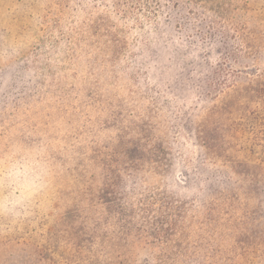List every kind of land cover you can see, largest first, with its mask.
<instances>
[{
	"label": "rangeland",
	"instance_id": "1",
	"mask_svg": "<svg viewBox=\"0 0 264 264\" xmlns=\"http://www.w3.org/2000/svg\"><path fill=\"white\" fill-rule=\"evenodd\" d=\"M85 13L116 54L71 59L66 32ZM155 15L160 30L131 54L130 27L135 33ZM263 71L264 0H0V264L49 263L48 241L67 238L54 234V216L78 233L93 220L96 239L111 248L117 238L124 253L137 190L177 197L184 235L191 225L190 264H211L214 243L239 256L245 238L264 246V167L235 124ZM138 102L173 157L168 173L147 163L139 183L130 179L126 148L108 146L119 126L138 119ZM90 140L101 145L97 155ZM59 142L83 144L87 171L78 185L65 167L47 168L50 150L70 153L55 150ZM256 260L264 264V255Z\"/></svg>",
	"mask_w": 264,
	"mask_h": 264
},
{
	"label": "trees",
	"instance_id": "2",
	"mask_svg": "<svg viewBox=\"0 0 264 264\" xmlns=\"http://www.w3.org/2000/svg\"><path fill=\"white\" fill-rule=\"evenodd\" d=\"M160 4L157 5L158 8H160ZM157 16L153 17L155 20L146 24L150 26L148 30L145 29V25L136 29L134 33L135 27H130V35L133 37L130 41L131 54L133 53L132 50L135 49L141 53L144 49V46H142L143 42L148 34L157 32L161 21L156 20ZM91 18L92 16L87 13L77 16V26L73 30L70 29L66 32V42L73 41L72 44H69L72 60H92L94 62L99 53L102 59L105 58L108 48L112 54H116L120 50L109 39H104L105 43L103 45L100 44L102 42V33L98 26H94V23L91 24ZM160 33L159 31L158 34ZM94 50H96L97 55H94ZM153 55L154 53L150 57H153ZM254 79V84L247 91V98L252 100V106L243 114L245 116L240 117L235 124L237 130L244 133L247 138H245V146V142H243L244 149L251 153H257L259 156L258 161L264 167V71ZM139 106L140 102L133 105L135 110ZM131 115L138 119H131L132 121L130 120V124H127V126H119L117 129L120 131L118 134L121 136L118 137L117 141L110 142L108 146L113 147V152L117 153H121L126 148L127 155L130 157V179L133 181L142 182L137 179L147 176L146 173L150 171L147 163H149V166H153L158 174L168 173L170 168L172 169L173 163L170 148H167L163 138L159 137L154 131V125L144 120L145 114L142 110L133 111ZM232 129L235 130V128ZM127 135L129 136L126 137ZM65 144L59 142L53 148L55 150L70 148V153L67 157L62 158L58 152L50 150V154L46 157L47 162H50L47 168L49 172H54L55 168L65 167L66 173L78 185L82 181V178L81 180L79 179L80 175L85 176V171H87V166L84 165L80 157V155L85 154V152L79 150L83 144H80V147H78V143L69 144L70 146ZM87 145L89 152L96 155L101 149V145L97 140H90ZM209 146L212 147L211 145ZM94 158L95 156L93 155L90 159ZM62 162L65 163L62 164ZM132 189L137 190L135 185L130 184V192ZM136 193L137 199L135 198L130 204V212L134 214L132 215L134 217L130 218V237L125 235L122 239L126 242L127 250L125 252L130 251V254H125V252L123 253L115 247V244H119V239L117 238L113 239L111 248H109L107 243L104 244L102 241H98L93 226L96 222L93 220L85 222V225H88L86 226L88 229L87 233L83 231L78 233L77 230L71 232V228H66L68 223L66 219L64 221L67 222L63 226L65 228H59L64 221L57 225L60 218H55L54 216L50 221V226L59 230L58 232L56 229L54 234H58L61 237L63 234H67V238H65V241H48L47 248L53 257L48 256L50 261L47 264H190L194 253L191 248V225L187 226L188 232L184 235L181 231L182 225L177 217V197L170 191L165 192V190L158 189L156 191L137 190ZM150 200L154 201L151 202ZM157 200H160L158 204L155 203ZM73 211H75L74 207L68 208L64 210L63 215H68ZM141 213L142 215H140ZM203 240L207 243L211 241L205 237ZM243 241H246V248L240 256L231 247L227 248V250L225 244L214 243L211 248L213 255L210 256L213 260L208 259V261L211 264H231L230 262H234L235 259L238 260L239 257H244L246 262L244 261L245 263L240 264L257 263L256 259H260V256L264 255V246L261 244L257 245L253 240L247 238ZM62 248L66 250H62ZM229 250H234L236 253L229 254ZM197 261H200V259L198 258Z\"/></svg>",
	"mask_w": 264,
	"mask_h": 264
}]
</instances>
